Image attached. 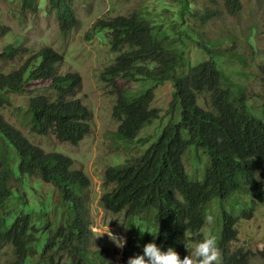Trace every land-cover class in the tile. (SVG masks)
<instances>
[{
	"label": "trees",
	"instance_id": "obj_1",
	"mask_svg": "<svg viewBox=\"0 0 264 264\" xmlns=\"http://www.w3.org/2000/svg\"><path fill=\"white\" fill-rule=\"evenodd\" d=\"M19 1L23 14L38 13L40 0ZM225 6L233 17L243 9L242 0H226ZM188 10L185 5L183 12ZM48 13L57 14L65 33L79 25L71 0H50ZM214 17L207 10L200 19ZM155 29L141 11L99 20L94 26L96 32L106 31L111 49L120 54L103 75L117 94L116 139L136 142L146 126L160 119V110L152 108V103L155 89L166 82L174 85L171 107L181 113V121L167 125L143 155L107 169L105 184L113 188L103 195L102 203L107 211L125 213L128 219L143 221L148 215L155 219V223L146 222L153 234L143 235L142 245L129 238L125 257L140 255L146 244L155 242L161 250L173 248L183 259L195 236L197 241L203 240L200 232L206 225L209 206L219 201L220 264H251L247 252L232 250L239 232L227 204L247 193L264 202V121L250 110L245 90L219 68L217 53L208 49L206 62L178 76V69L185 65L183 52ZM6 35L7 29L0 27V40ZM22 52L25 50L15 44L8 45L0 51V62L14 61ZM64 59L52 47H44L11 74L0 72V109L14 105L15 96L25 93L28 84L48 83L56 91L55 96L29 98L24 104L31 115V131L78 146L91 133L92 112L75 98L82 77L78 73L60 74ZM261 75L264 81V66ZM119 78L156 85L129 96L126 89L118 87ZM0 139L4 144L0 146V209L14 197L24 202L23 209L7 217L0 213V252L8 244L13 248L9 264H92L89 247L93 236L86 198L90 178L74 170L75 162L67 155L47 153L33 145L1 112ZM194 146L203 148L210 160L202 181H193L184 164L186 152ZM8 150L16 157L12 165ZM37 180L41 187L52 186L53 190L49 201L46 193L40 194L45 198L39 202L41 214L47 215L45 227L34 223L35 208L25 193V186ZM13 181L24 187L14 190ZM64 208L69 211L68 219L50 228L51 216ZM253 211L244 210L243 214L252 217ZM259 255L264 261V249Z\"/></svg>",
	"mask_w": 264,
	"mask_h": 264
},
{
	"label": "rangeland",
	"instance_id": "obj_2",
	"mask_svg": "<svg viewBox=\"0 0 264 264\" xmlns=\"http://www.w3.org/2000/svg\"><path fill=\"white\" fill-rule=\"evenodd\" d=\"M79 25L70 32H63L56 13H48L50 0H40V9L36 15L23 14L19 0H0V27L6 28L8 35L0 40V51L11 44L25 52L14 61L0 62V72L11 74L19 69L30 55L37 54L44 47H52L65 59L59 67L61 75L78 73L82 77V86L75 98L80 99L92 112L91 133L78 146L59 141L56 136H41L31 131V115L24 104L29 98L39 96L53 97L56 91L47 83H30L27 91L15 96V103L0 109L6 121L20 130L35 146L47 153H62L75 162L74 170L83 171L91 180L86 191L88 216L91 222L93 244L89 247L92 264H127L125 246L129 238L136 239L142 245L144 235L153 234V228L146 222H154L148 215L143 221L128 219L125 213L114 214L107 211L102 197L110 192L112 185L105 184V174L109 167L125 164L139 158L161 136L164 128L173 122L181 121L177 107H171L173 101V82H166L155 89L152 108L160 110V119L146 126L136 142H123L115 137L119 122L114 117L117 94L114 87L103 75L115 64L119 53L111 49L106 31L96 32L95 24L99 20H110L119 16H128L141 11L145 19L155 25V32L170 38L172 47L183 52L185 65L178 69L177 75L188 74L191 68L208 60V49L217 53L219 68L229 79L245 90L250 110L264 121V81L261 67L264 66V0H242L243 9L236 16L229 15L226 0H71ZM189 10L183 12V7ZM207 10L215 14L213 19L202 21L200 18ZM197 14L199 16H197ZM27 50V51H26ZM234 55V56H233ZM237 56V57H236ZM241 57V58H240ZM152 68L154 66H151ZM156 83L118 79V87L126 89L129 96L151 88ZM184 137L188 138L187 133ZM4 145L0 139V146ZM9 165L15 160L12 150H8ZM12 160V161H11ZM206 151L198 146L190 147L184 156V164L193 181H202L209 164ZM35 180V179H34ZM40 180L25 186L26 198L34 205V223L45 227L47 215L41 214L42 199L51 200L52 186L39 185ZM34 182V181H33ZM14 190L22 189L20 183L13 181ZM46 193V197L43 195ZM23 203L17 198L9 200L0 209L7 217L23 209ZM254 209L252 217L243 214L244 210ZM228 212L236 219L239 232L238 240L233 242V251L243 250L250 256L251 264H264L259 251L264 249V202L260 203L252 194H239L227 204ZM208 215L213 217L211 226L201 230L202 238L214 235L218 241L221 236L219 201L209 206ZM68 209H62L51 216L54 225L63 218L68 219ZM190 241L187 256L196 246ZM120 242L124 243L119 247ZM168 250V249H167ZM162 250V251H167ZM221 253V252H220ZM101 258H103L102 261ZM13 260V248L8 244L0 252V264H9ZM222 261V253H221ZM220 261V262H221ZM198 264V262H197Z\"/></svg>",
	"mask_w": 264,
	"mask_h": 264
},
{
	"label": "clouds",
	"instance_id": "obj_3",
	"mask_svg": "<svg viewBox=\"0 0 264 264\" xmlns=\"http://www.w3.org/2000/svg\"><path fill=\"white\" fill-rule=\"evenodd\" d=\"M205 223L211 226L213 217L206 216ZM124 243L126 242H120L118 246L123 247ZM220 261L221 253L216 237L209 235L197 243L190 255L183 259L173 248L162 251L155 242H150L143 247L142 254L130 257L127 264H220Z\"/></svg>",
	"mask_w": 264,
	"mask_h": 264
}]
</instances>
